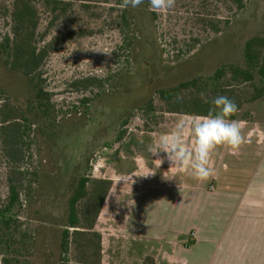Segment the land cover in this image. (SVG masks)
I'll list each match as a JSON object with an SVG mask.
<instances>
[{
    "label": "rangeland",
    "instance_id": "obj_1",
    "mask_svg": "<svg viewBox=\"0 0 264 264\" xmlns=\"http://www.w3.org/2000/svg\"><path fill=\"white\" fill-rule=\"evenodd\" d=\"M13 1L0 0V42L11 36ZM30 2L38 18V46L51 40L56 45L41 69L56 121L53 129L39 125L32 135L29 168L41 172L43 187L39 197L28 202L22 197L24 213L34 218L28 227L38 231L36 238L39 227H44L42 251L54 262L51 253L58 242V224L78 179H113L95 226L101 235V264H167L159 253L153 252L155 257L144 248L149 243L133 241L130 235V229L134 233L136 228L145 229L147 235L152 227L155 210L150 204L142 201L133 206L155 182L152 167L162 174L163 183L170 179L167 174L184 167L172 165L159 137L187 116L167 113L156 93L211 76L223 65L243 66L244 43L264 30V0H246V8L236 16L223 0H176L172 9L161 13L152 11L147 0L136 8L122 7V0ZM87 78L102 80L103 88L72 86ZM254 84L264 88L258 78ZM252 92L251 85L239 88L244 97ZM149 102L152 110L147 108ZM235 120L245 123L243 138L249 134L253 146L262 140L264 94L244 103ZM186 139L191 143V137ZM225 148L218 146L213 153ZM141 159L146 166L139 174L116 176L115 171H132L131 163ZM6 175L0 153V206L7 195ZM154 207L155 216L165 217L159 205ZM37 211L43 212L45 224L35 219ZM76 255L70 256L69 264H74Z\"/></svg>",
    "mask_w": 264,
    "mask_h": 264
},
{
    "label": "trees",
    "instance_id": "obj_2",
    "mask_svg": "<svg viewBox=\"0 0 264 264\" xmlns=\"http://www.w3.org/2000/svg\"><path fill=\"white\" fill-rule=\"evenodd\" d=\"M223 1L235 11L234 16L246 8V0ZM11 21V36H5L0 42V153L7 165V195L0 206V264H69L72 254H77L74 264H101V235L95 226L111 190V180L78 179L58 224V242L51 253L54 262L42 251L40 238L44 227H39L38 238L35 235L38 231L34 233L28 227L27 223L34 218L24 213L22 197L24 202L39 197L43 187L41 172L29 168L28 157H32L30 151L34 144L32 135L39 125L53 129L56 121L50 95L41 78L44 62L56 45L51 40L38 46L35 39L38 18L30 0L13 1ZM243 51V66L223 65L211 76L159 90L156 95L164 103L167 113L214 116L217 111L210 101L219 95L234 99L238 112L244 103L260 99L264 88H257L254 83L257 78L264 81V30L262 35L247 40ZM247 85H251L253 92L244 97L239 88ZM72 86L82 90L102 89L103 81L87 78ZM201 93L206 95L209 103L201 99ZM178 95L182 101H177ZM147 108L152 110L151 102ZM236 114L231 119L235 120ZM42 213L37 211L35 219L45 224Z\"/></svg>",
    "mask_w": 264,
    "mask_h": 264
},
{
    "label": "crops",
    "instance_id": "obj_3",
    "mask_svg": "<svg viewBox=\"0 0 264 264\" xmlns=\"http://www.w3.org/2000/svg\"><path fill=\"white\" fill-rule=\"evenodd\" d=\"M244 124L240 121L241 131ZM261 134L255 146L247 134L238 150L212 153L213 175L204 182L183 167L167 174L170 179L163 183L162 174L151 166L155 182L133 206L149 203L157 215L154 206L159 205L165 217L153 215L147 235L145 229L136 228L135 235L130 229L133 241L149 243L144 248L159 253L167 264H264V125ZM131 164L132 171H115L116 176H133L146 166L143 159Z\"/></svg>",
    "mask_w": 264,
    "mask_h": 264
},
{
    "label": "clouds",
    "instance_id": "obj_4",
    "mask_svg": "<svg viewBox=\"0 0 264 264\" xmlns=\"http://www.w3.org/2000/svg\"><path fill=\"white\" fill-rule=\"evenodd\" d=\"M144 2L145 0H122L121 6L136 8ZM147 2L152 11L161 13L172 9L176 0H147ZM176 99L182 101L179 95ZM201 99L209 103L204 93H201ZM210 103L217 111L216 115H188L186 118H181L172 130L159 137V145L162 151L167 153L172 165L182 164L186 169H190L193 178L200 182L212 177L210 157L218 146H226L235 151L244 142L240 122L231 119L238 112L235 100L219 95ZM186 136L192 138L191 143Z\"/></svg>",
    "mask_w": 264,
    "mask_h": 264
}]
</instances>
